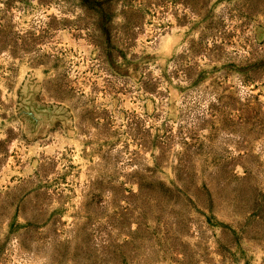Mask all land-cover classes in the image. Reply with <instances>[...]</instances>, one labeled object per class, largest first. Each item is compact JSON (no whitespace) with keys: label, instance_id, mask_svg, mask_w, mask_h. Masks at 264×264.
<instances>
[{"label":"rangeland","instance_id":"obj_1","mask_svg":"<svg viewBox=\"0 0 264 264\" xmlns=\"http://www.w3.org/2000/svg\"><path fill=\"white\" fill-rule=\"evenodd\" d=\"M0 264H264V0H0Z\"/></svg>","mask_w":264,"mask_h":264}]
</instances>
